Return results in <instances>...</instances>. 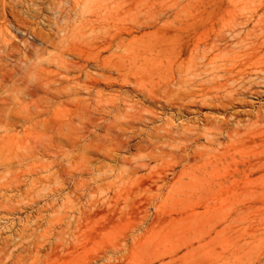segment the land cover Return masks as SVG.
Returning <instances> with one entry per match:
<instances>
[{
    "label": "rangeland",
    "instance_id": "rangeland-1",
    "mask_svg": "<svg viewBox=\"0 0 264 264\" xmlns=\"http://www.w3.org/2000/svg\"><path fill=\"white\" fill-rule=\"evenodd\" d=\"M262 27L264 0H0V264H264Z\"/></svg>",
    "mask_w": 264,
    "mask_h": 264
},
{
    "label": "bare ground",
    "instance_id": "bare-ground-1",
    "mask_svg": "<svg viewBox=\"0 0 264 264\" xmlns=\"http://www.w3.org/2000/svg\"><path fill=\"white\" fill-rule=\"evenodd\" d=\"M176 9V8H175ZM254 11V10H253ZM238 17V16H237ZM236 17V18H237ZM232 21V20H231ZM160 22V21H159ZM235 23V22H234ZM230 25V24H229ZM232 25H234V24H232ZM226 27V26H225ZM228 27V26H227ZM263 29H264V27H262ZM247 29V28H246ZM261 29V28H260ZM256 30H254V32H255ZM247 32V31H246ZM248 34V33H247ZM217 37V36H216ZM244 38V37H243ZM220 39V38H219ZM221 41H225L226 42V44H225V47L224 48H222V47H218V45H213V47H212V49H215V47H218L219 48V50H220V56L221 57H223V58H231V57H234L236 54H237V52H236V50H235V48H231L230 49V46H231V44H229L226 40H224V38L223 39H221ZM241 42V41H240ZM240 42H238L239 44H240ZM217 43V42H216ZM209 47V46H208ZM211 49V50H212ZM229 72V71H228ZM134 89V88H133ZM207 93V92H206ZM210 96V95H209ZM180 100V99H179ZM169 102V101H168ZM230 103H232V102H230ZM229 102H220V105H219V107L221 106L223 109H228V106H229V104H230ZM241 103V102H240ZM171 104V103H170ZM181 104H183V103H181ZM210 104L211 103H209L207 106H210ZM184 105V104H183ZM212 105H213V107H215V108H217L218 106L216 105H214L213 103H212ZM175 106V105H174ZM182 106V105H181ZM201 106V105H200ZM210 107H212V106H210ZM220 107V108H221ZM233 108V107H232ZM238 110V109H237ZM259 110V109H258ZM239 111V110H238ZM208 119V118H207ZM206 119V120H207ZM210 121V119H208L207 121H205V124H206V122H209ZM211 122H212V124H214L216 127L215 128H218V129H221L222 127H223V123L225 124V122L224 121H222L223 123H220V121H218V119H215V120H211ZM170 123V122H169ZM204 123V122H203ZM210 124V123H209ZM209 124H207L206 125V127L207 126H209ZM170 125V124H169ZM189 125V124H188ZM205 127V128H206ZM166 129V128H165ZM184 129V128H183ZM193 129V128H192ZM214 129V128H213ZM204 130V129H203ZM226 130V129H225ZM237 130V129H236ZM209 132V131H208ZM237 132V131H236ZM232 133V132H231ZM225 135V134H224ZM158 142V141H157ZM155 176V175H154ZM164 179V178H163ZM160 180H161V178H160ZM164 184V183H163ZM166 185V184H165ZM154 186V185H153ZM161 186V185H160ZM149 204V203H148ZM155 205V204H154ZM156 206V205H155ZM141 207V206H140ZM132 208H134V207H132ZM146 209V208H145ZM131 212V211H130ZM135 212V211H134ZM132 214V213H131ZM148 213H146V215H147Z\"/></svg>",
    "mask_w": 264,
    "mask_h": 264
}]
</instances>
